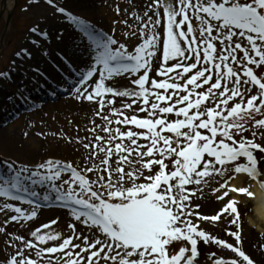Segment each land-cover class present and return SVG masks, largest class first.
Returning a JSON list of instances; mask_svg holds the SVG:
<instances>
[{
	"label": "snow or ice",
	"instance_id": "obj_1",
	"mask_svg": "<svg viewBox=\"0 0 264 264\" xmlns=\"http://www.w3.org/2000/svg\"><path fill=\"white\" fill-rule=\"evenodd\" d=\"M30 5L24 11L51 9L31 33L49 39L48 21L58 18L78 29V47L88 55L73 73L71 94L103 123L92 119V138L75 141L84 150L79 164L0 160V213H11L0 235L12 249L0 264H200L204 244L232 253H211L212 264H257L233 197L255 200L251 184L264 188V0H150L143 11L125 8L127 18L112 20L127 28L123 42L115 27L104 31L74 14L68 0ZM213 184L216 199L227 203L204 214L195 201ZM35 197L69 210L68 235L44 231L56 219L26 230L31 238L9 231L13 222L24 227L37 218ZM222 218L236 226L227 233L233 242L195 222Z\"/></svg>",
	"mask_w": 264,
	"mask_h": 264
},
{
	"label": "rangeland",
	"instance_id": "obj_2",
	"mask_svg": "<svg viewBox=\"0 0 264 264\" xmlns=\"http://www.w3.org/2000/svg\"><path fill=\"white\" fill-rule=\"evenodd\" d=\"M74 1L76 2H74V4L80 5V7L79 9L72 7V1L68 0L71 10L76 14H82V17L88 19L89 22L96 24L98 28H101L104 31H109L110 28L115 27L116 36L121 38L122 42L123 37L121 34L127 31V28L121 24L112 25V20L127 18L123 11L125 8H127L128 14L130 15L133 8L137 11H143L150 3V0H131L132 6H129V0ZM2 2L3 0H0V14L3 12ZM84 4L86 5L85 8H83ZM116 6H120L122 9L119 15L115 12ZM30 7V0H14L13 6L7 8L2 16L0 15V88L3 90L5 88H12L13 86L19 88L21 85V83L13 82L14 75H12V72L20 69L17 67L18 59L22 56H28V61L24 63L30 65V68L33 67L31 62L32 55L25 54V43L28 42L29 35L33 34L30 29L36 25L38 20L43 21L44 17H48L51 9L44 7L31 8L30 11H24V9ZM129 22L133 23L132 20ZM48 23L53 30V38L46 40L45 38H40L38 36L43 44L40 53L42 52L44 56V65L39 69L33 67L32 73L27 74L26 77L23 73L24 70L22 69V73L18 76L20 79L25 80L23 83L24 86H29L28 88L34 92L31 96H28V99H31V101H29L30 105L36 106L37 109L27 114L23 111L20 112L16 108L21 103L20 102L16 106L10 107V109L14 108L13 110L19 112L15 114L16 120H4V116L0 117V160L7 158L8 160H15L21 163L34 165L47 159H58L79 164L81 162V153H83L84 150L82 146L75 141L78 138H83L85 136L89 137V139L92 138V133L86 131L87 128L93 126L91 123L92 119H96L97 123H103L98 117L94 116V109L88 102L76 101L73 98L71 92L72 85H74L75 81L73 82L72 80V82H70L66 80V85L65 83L62 85H52L49 83L50 81L47 82L44 80V76L52 75L57 69L70 70V61L68 58L65 59V62L69 67H67V65H62L61 62L63 59V53L66 54V51L58 50V48L55 47L49 55V51L51 50L49 46H46V43L48 45L55 42L62 44L65 40V46L71 47L72 43L75 44L73 42L74 39H77V41L80 42L78 29L74 26H70L67 20L58 18L55 20H49ZM56 29H59V32L63 33V37H59V33ZM67 29L69 32L66 31ZM81 49L83 50V48ZM27 50L29 51L28 48ZM35 69H38L39 71H35ZM71 73L73 77L77 78L76 75L73 74V70ZM4 74H8L7 79L3 78ZM134 78L135 77H130V79ZM116 79L122 80V78ZM39 83L43 84V87H39ZM123 83L126 84L128 81L123 80ZM11 94L15 93L11 92ZM26 100L25 98L22 99L23 102ZM1 105L2 104H0V106ZM120 106H122V102L118 99L117 107ZM139 115L143 116L145 114L139 113ZM113 127H115V125H113ZM101 134L107 135L106 133ZM62 137H71L73 142L68 143L67 140ZM77 148L80 149V152L76 151ZM4 171V166L0 165V175H2ZM217 186L219 185L213 184L211 188H206L204 193H198V195L201 196V199L196 200L195 203L203 205L200 211L204 214H215L218 209H221L227 203V200L218 201L216 199L220 193H213L212 189ZM37 191L41 192V197L48 194V192L43 189H37ZM206 196L211 198L213 205H208L204 202ZM233 198L236 197L234 196ZM4 199L5 198L0 197V203L4 202ZM239 201L243 213V230L246 250L257 261V264H264V225L260 229L252 222L253 219L255 221L257 220L255 203L253 200L244 198L243 200L239 199ZM9 202L16 206H21L28 211L34 207V205H24L22 202ZM57 202L58 201H56V203ZM40 205L41 207L37 208L38 216L34 221L24 223V227H20L16 222H13L8 226L9 231L16 234H27L29 238H31L30 231L26 230H34L36 227H40L44 223H50L53 219H56L58 220V223L52 225L50 229H44V231H58L62 232L64 235H68L70 233L68 225L73 222L69 210L57 207L55 204ZM10 215L11 213L9 214V217ZM9 217H5L3 213H0V225H2L3 221ZM195 222L200 223L201 227L212 235L233 242L232 238L227 233L235 230L236 226L231 225L228 220L222 218V222L201 223L197 219ZM0 250H3L0 252V259H2L4 255H11L12 253V249L6 246L5 237L3 235H0ZM213 252L222 258H230L232 256V253L216 246L215 244H204L202 246L200 264H212L211 253Z\"/></svg>",
	"mask_w": 264,
	"mask_h": 264
},
{
	"label": "bare ground",
	"instance_id": "obj_3",
	"mask_svg": "<svg viewBox=\"0 0 264 264\" xmlns=\"http://www.w3.org/2000/svg\"><path fill=\"white\" fill-rule=\"evenodd\" d=\"M71 1H72L71 6L79 9L80 5H75L74 0H71ZM13 4H14V0H4L2 2V9L5 12L7 10V8H11V6H13ZM85 7H86V5L84 4L83 8H85ZM81 10H84V9H81ZM86 10H88V9H86ZM74 14H76V13L74 12ZM79 15L82 17V14H79ZM82 18H84V17H82ZM89 20L92 21L91 19H89ZM66 31H68V29ZM52 32H53V30L50 32L49 38H53ZM34 40L37 41V44L32 43V41H34ZM27 41L28 42L25 43V49L28 48L30 51V52L29 51L28 52L31 53V55H32L31 56V62L33 64V67H36L39 69L45 63L44 62V56H43L42 52L40 53V50L43 47L42 40H40L38 38L37 34L33 33V34L29 35V39ZM73 42L75 44L72 43L71 47L65 46V40L62 44H58L59 42H55V43H52L51 45H48L46 43V46L50 47L51 51H49V55H50V53H52V50H54L55 47L58 48V50H65L66 54L63 53V59L64 60L63 59L61 60L62 65H67V67H69V65L65 62V59L68 58V60L70 61V69L75 71V69L81 65V61L86 60L87 53H85V51L82 50L81 47L77 48V46L79 45L78 43H80L79 41H77V39H74ZM23 55H24V53H23ZM27 57L28 56H22L20 59H18L17 60V67L20 69L12 72V75H14L13 82L14 83L15 82L21 83L19 88L18 87L15 88L14 86L12 88L10 87L11 89L5 88L3 90L0 88V104H2L0 106V117L4 116V120L9 119L8 113L11 112L10 107L16 106L18 103H20L22 101V99L25 98V100H26V99H28V96H31L34 93L31 91L30 88H28L29 86L28 87L24 86L23 83L25 80H22L18 77L19 74L22 73V71H21L22 69L24 70L23 73L25 74V77L27 74L32 73L33 67L30 68L29 67L30 65H28L27 63H24V62L28 61ZM63 70L57 69L54 73H52V75L44 76V80L47 82L50 81L49 83L52 85L53 84L62 85L63 83H65V85H66L67 84L66 80H68L70 82H72V80H73V82H74L76 78L73 77L71 71L67 69V70H64L67 72H64ZM70 82H69V84H70ZM38 85H39V87H43V84H41V83H39ZM11 92L15 93V94H11ZM9 109H10V112H9ZM242 180H243V178H238V179L234 180L233 183L234 184H241ZM251 187H252V190L255 191L257 194V198L253 201L255 203V213H256V218H257L256 221L258 223L254 219L252 220V222L261 229L264 225V188H261V186L258 182H253L251 184ZM235 197L238 200L244 199V198L239 197V196H235ZM204 202L207 203L208 205H213V202L209 196H206V198L204 199Z\"/></svg>",
	"mask_w": 264,
	"mask_h": 264
}]
</instances>
